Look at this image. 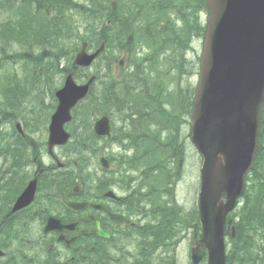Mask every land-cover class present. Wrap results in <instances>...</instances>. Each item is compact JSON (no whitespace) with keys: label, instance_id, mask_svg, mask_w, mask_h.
<instances>
[{"label":"trees","instance_id":"16d2710c","mask_svg":"<svg viewBox=\"0 0 264 264\" xmlns=\"http://www.w3.org/2000/svg\"><path fill=\"white\" fill-rule=\"evenodd\" d=\"M179 3H184V0H0V63H6L8 58L23 60L40 65L50 77L53 70L59 68L62 59L72 61L71 57L79 50L80 43L106 42L107 51L95 66L105 67L106 72L103 80L98 77L102 86L93 89L90 107L94 108L93 114L104 112L111 117L116 115L126 120L127 125L130 124L131 132L125 130L122 134L136 139L137 154L141 156L137 166H143V174L148 175L150 188L147 198L154 210H161L154 211V216L161 217L162 224L167 223L171 216L176 217L174 222H177L182 211L178 212L176 207L168 209V198L160 201V192L165 197L175 198L174 189L167 188L174 185L171 181L173 173L168 165L174 153L168 150L173 142L163 140L162 135L159 141L155 130L164 132L179 128L181 114L191 112L193 91L180 88L177 80L181 77L182 68L189 64L186 54L191 50L193 37L204 36L206 31L199 22V13L206 10V0H196L191 8H181ZM173 13L179 24L172 18ZM107 21H110V26L106 25ZM100 26L101 30L97 33ZM14 45L21 46L24 52L9 55L8 49ZM35 48L40 50L37 56L33 54ZM117 49L127 52L128 63L135 64L133 73L129 69L128 76L122 81L111 75L112 66L120 54ZM28 52L30 61L26 59ZM134 56L138 58L133 60ZM149 61H152L154 68H150L155 73L156 69L162 73L159 85L152 83L147 76L151 72V69L148 70ZM72 67L69 62L63 71L69 72ZM172 72L177 77L166 81L165 77ZM35 82L36 79L32 78L27 84ZM157 86L160 94L174 96L179 104H170L172 106L168 109L150 100ZM2 90L5 101L0 103V116L12 109L16 92L25 93L16 76L9 78L7 87ZM86 110L88 114L79 112L75 118L82 122L84 129L80 140L90 143L94 137L88 117L90 108ZM259 141L261 148L248 177L245 201L235 215L239 218L237 235L231 240L228 264H253V239L260 232L264 233V107ZM68 154L75 160L82 158V150L69 151ZM71 174L66 173L67 183L75 181L67 176ZM46 181L52 183L54 178L50 176ZM233 216L230 221H233Z\"/></svg>","mask_w":264,"mask_h":264},{"label":"water","instance_id":"95a60500","mask_svg":"<svg viewBox=\"0 0 264 264\" xmlns=\"http://www.w3.org/2000/svg\"><path fill=\"white\" fill-rule=\"evenodd\" d=\"M207 6L208 29L190 117L191 140L203 158L199 194L202 242L209 249V264H225L226 216L244 193L245 176L259 148V114L264 104V0H207ZM86 47L84 44L77 55L79 66H90L103 50L102 46L88 55ZM93 81L78 86L70 74L64 88L57 92L59 105L49 128L51 154L55 145L68 142L70 135L64 126ZM95 132L109 135V120L98 121ZM101 162L108 167L106 160ZM36 190L35 179L14 209L29 206ZM52 228L49 225L46 231ZM192 254L194 264H198L202 258L199 243Z\"/></svg>","mask_w":264,"mask_h":264},{"label":"rangeland","instance_id":"374dc122","mask_svg":"<svg viewBox=\"0 0 264 264\" xmlns=\"http://www.w3.org/2000/svg\"><path fill=\"white\" fill-rule=\"evenodd\" d=\"M199 17L202 19L204 25L207 19L206 13L202 12ZM193 40L195 41L193 44L194 51L188 54L190 63L182 68V76L177 80V84L179 85V87L185 91H193L198 81V56L202 52L203 39L194 38ZM15 52L23 53L24 51L19 45H14L12 48L8 49L9 55H12ZM39 53L40 50L38 48L33 49L34 55L37 56ZM117 53L120 52L117 51ZM122 53L124 54V52ZM1 57L2 54L0 53V58ZM137 58L138 57L134 56L133 60H136ZM26 59L27 61H30V52H28ZM63 60L64 61H61L59 65V70L65 69V66L69 63L70 59L64 58ZM151 62L152 61H149L148 70L151 69L150 67H152V69L154 68ZM32 65L33 64L31 63L27 64L23 60L10 58L6 59V63H0V100L3 99L2 88L5 84H7V80L9 78L17 76L21 83H23L22 81H25L29 76H34L36 79L35 90L39 93L40 98L45 101L46 107H48L47 105L49 104H55L53 97H51V90L53 88L59 89L60 86L62 87L64 75L54 70L52 75L49 77V75H46L44 73L40 65ZM134 65L135 64L132 63V66L130 68V72L132 73ZM159 68L161 69L160 66ZM152 69L151 72L147 73V76L152 83H154L155 85H159L162 73L159 69H156V73ZM95 73H97L96 69L94 70V74ZM77 75L79 78L77 81L81 83L84 74L82 72H78ZM111 75L117 81H122L126 76H128V71L126 70V68L119 69L117 66H114ZM176 77L177 76L175 75V73L172 72L170 75L165 77V79L166 81H169V78L174 79ZM164 84L166 85L165 82ZM101 86L102 85H99L97 88L99 89ZM172 87L175 88L174 85H172ZM28 89H30V92L18 99L15 109L10 112L12 114H9L10 116H17L22 125L25 124L28 135L33 140L35 138V141L39 143L38 149H34L35 147L27 142V145L29 146V159L25 160L22 168L18 171L19 176H21L24 180L31 177L35 171L39 170L40 167H42L41 163L45 166L55 165V162L53 161L54 158H57L64 165L66 164L67 168L63 172H72L74 170L72 168V165L76 164L78 168L77 170H75L76 172L74 174L78 178L80 185L82 187H86L87 189H91L92 191L97 190L99 180L106 184L112 181L113 177H115V179L117 180L121 179L126 171L134 173L135 176L133 178L135 182L143 180V177L139 172L130 170V168L135 165L131 159L136 154V152L134 149L129 148L131 142L121 141V129L123 127V124H125L127 121L119 119L116 115H114V119L110 116L113 122L112 137L109 139H101L91 144L80 140V136L84 135V133H82L84 129L81 121H76L71 128L70 124H68L66 126V131L70 133L72 132L74 135V139L71 140L72 143L70 142L67 146L57 147L56 149H54L55 157L52 158V156H50L47 152L46 144L48 140L49 125V123L46 122L47 110L43 108H36L34 106V89L32 90L29 86ZM150 97L153 98L150 99L148 96L150 100H155L154 103L158 102L168 109L170 108V106H172L170 104H179L174 96H166V94H160L158 91V86L155 90V93L150 95ZM170 100L172 101L168 103V101ZM90 103L91 102L86 103V108H90L88 115V117H90L89 122H91L92 119V121H96L102 116L100 115L99 117V115H97L93 118L94 108L90 107ZM86 108L85 112H87ZM189 118L190 113L181 114V121L178 120V122H180L181 124H179V128H174L162 132V139H167L168 142H173V146H169L168 150L170 153H174V155H177L176 164L174 166L172 165L171 168L175 172L180 171V180H182V182H180L178 185L177 198L178 204L183 208L185 212L180 217V220L183 222L185 219L194 223V210L196 208L198 197L200 167L202 162L189 137ZM145 128L146 126L144 124V129ZM1 130L6 135L0 133V151H2L3 147H5L7 143L12 141V139H10L7 135L12 133L11 125L9 124V122L4 123V125L1 127ZM76 150H82V158H80V160H75V158L73 159V156L71 154H68L69 151ZM101 157H106L112 163V169L110 172L106 173L102 170L99 164V159ZM9 163L10 161L6 162L3 158V155L0 153V167H7ZM60 173L61 172L57 171L54 172V175H59ZM145 183L146 181L144 182V184ZM115 189L118 192H124L119 188L118 185L115 187ZM44 197L45 195L41 196L42 199H44ZM132 221L139 222V217L133 218ZM36 227L37 225H35L34 227L35 232H38V229ZM195 232L196 230L194 229L193 233ZM192 240L193 237L189 232L180 233L178 237L174 238V243H176L179 248V264H188L187 250L191 247ZM40 261L43 260L40 259Z\"/></svg>","mask_w":264,"mask_h":264},{"label":"flooded vegetation","instance_id":"af4514ba","mask_svg":"<svg viewBox=\"0 0 264 264\" xmlns=\"http://www.w3.org/2000/svg\"><path fill=\"white\" fill-rule=\"evenodd\" d=\"M15 193L14 190L0 192V244L6 246L14 261L17 260L18 249H21L27 264H34L30 225L19 224V215L28 216L30 211H13L17 198H14ZM103 199L92 203L74 188L68 192L47 194L45 199L37 201L42 207L50 203L57 213L60 212L55 218L63 226L75 225L72 229H57L47 234L44 264H176L172 260L177 255V244L171 242L172 236H166L164 241L161 238L151 241L148 238L153 234L145 224L130 223L127 199ZM86 201L89 205L83 210L75 211L68 207L69 204ZM93 205H101L102 209L93 208ZM97 222L101 223L107 238L98 236ZM20 230L23 231L21 241ZM60 237L64 239L60 240ZM86 251L90 252L89 256L84 255ZM9 261L7 259L5 263Z\"/></svg>","mask_w":264,"mask_h":264}]
</instances>
